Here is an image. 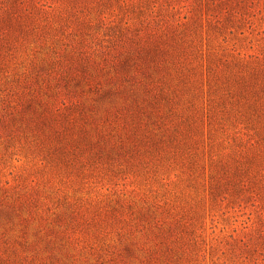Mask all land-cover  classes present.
Segmentation results:
<instances>
[{
    "label": "rangeland",
    "instance_id": "1",
    "mask_svg": "<svg viewBox=\"0 0 264 264\" xmlns=\"http://www.w3.org/2000/svg\"><path fill=\"white\" fill-rule=\"evenodd\" d=\"M28 1L0 44V264H264V0L222 21L208 0ZM252 66L246 129L228 76ZM252 144L256 184L213 192Z\"/></svg>",
    "mask_w": 264,
    "mask_h": 264
},
{
    "label": "trees",
    "instance_id": "2",
    "mask_svg": "<svg viewBox=\"0 0 264 264\" xmlns=\"http://www.w3.org/2000/svg\"><path fill=\"white\" fill-rule=\"evenodd\" d=\"M231 1L235 2L239 8L235 10L234 13H230L233 16H236V13H243L245 12L247 5L245 3V0H208L207 6L212 9L213 12L210 13V15L217 17V21H222L219 14L216 13L214 10L218 6H223L224 2ZM33 3H30L28 0H18L17 2L13 3L11 6H6L0 11V44L8 42L10 40V27L14 29L16 26L20 24V26H25L29 19L35 18L36 9L38 8L37 3L39 1H31ZM42 4V3H41ZM232 7V5L230 4ZM233 8V7H232ZM225 9L227 7L225 6ZM231 11L229 8L228 11ZM241 19V17H240ZM238 19V20H240ZM160 34L157 36V39L152 40L153 46L151 48H147L149 51H161L164 49L163 40H161ZM4 44V45H5ZM1 56V52H0ZM240 66L247 67L249 63H243L242 61L239 63ZM207 68L210 71L211 76H216L220 78V72H218L210 62L208 63ZM256 74H259L258 68L255 66H252V70L248 71L246 69H238L236 70V73L231 74L228 76V78H232L233 82L229 81L228 85H231V88L235 91V94L239 97L238 103L240 100H242V103L240 104L241 110L245 109L247 112L242 113L241 116L246 120V124H244L243 128L249 129L250 124L253 123L254 120H252L253 115L259 112V109L256 106V101L253 99V93L254 88L256 85V82H253L252 77H256ZM259 76V75H258ZM258 76L256 79H258ZM264 84V83H263ZM257 87V86H256ZM258 116L261 117V115L258 113ZM256 129L258 132L264 131V117L256 120ZM253 145V144H252ZM254 148V145L252 147H246L241 148L240 151H243V155L241 159H236V162L234 164H230L229 162L218 166L215 170V175L213 179L215 180L212 182V191L218 192V194H221L223 189H227V187L233 183L234 186L238 185L236 187L237 192H241L244 187H249L250 183L254 186L256 184L255 179H252V172L258 170L259 166V159L256 157V155L251 152V150ZM227 167H229L227 169ZM223 171H222V170ZM226 196H223L225 198Z\"/></svg>",
    "mask_w": 264,
    "mask_h": 264
}]
</instances>
